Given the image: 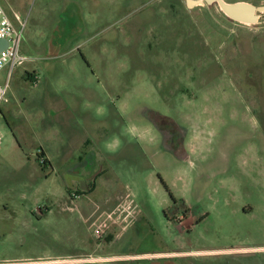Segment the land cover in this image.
Returning <instances> with one entry per match:
<instances>
[{
    "label": "rangeland",
    "instance_id": "obj_1",
    "mask_svg": "<svg viewBox=\"0 0 264 264\" xmlns=\"http://www.w3.org/2000/svg\"><path fill=\"white\" fill-rule=\"evenodd\" d=\"M195 1L1 0L0 264H264V13Z\"/></svg>",
    "mask_w": 264,
    "mask_h": 264
},
{
    "label": "built area",
    "instance_id": "obj_2",
    "mask_svg": "<svg viewBox=\"0 0 264 264\" xmlns=\"http://www.w3.org/2000/svg\"><path fill=\"white\" fill-rule=\"evenodd\" d=\"M14 20L0 4V39L9 42V46L0 52V72L5 68H9V75H11L16 68L21 67L29 60V57L22 54L21 51L24 26L21 24L18 15H15ZM9 87L10 84L8 82L5 84L0 82V108L8 100ZM40 162L43 163L44 159L41 158ZM107 260L108 259L100 258L94 254H88L53 260L46 264H101Z\"/></svg>",
    "mask_w": 264,
    "mask_h": 264
},
{
    "label": "water",
    "instance_id": "obj_3",
    "mask_svg": "<svg viewBox=\"0 0 264 264\" xmlns=\"http://www.w3.org/2000/svg\"><path fill=\"white\" fill-rule=\"evenodd\" d=\"M189 6H193L198 3L195 0H186ZM207 4L217 3L221 10L230 19L245 23V24H257L260 19V14L264 13V7H255L252 4L246 2L227 3L224 0H203ZM9 46V42L4 39H0V52L5 50Z\"/></svg>",
    "mask_w": 264,
    "mask_h": 264
},
{
    "label": "crops",
    "instance_id": "obj_4",
    "mask_svg": "<svg viewBox=\"0 0 264 264\" xmlns=\"http://www.w3.org/2000/svg\"><path fill=\"white\" fill-rule=\"evenodd\" d=\"M0 4L1 5H3L2 4V2H1V0H0ZM5 9H6V11H7V13L9 14V15H17L15 12H10L9 10L10 9H8V8H6L5 7ZM30 76H32V74L30 73L29 74ZM7 103V102H6ZM3 111H4V107H3V105L1 106V108H0V112H2L3 113ZM49 163L46 165V166H48V165H50L51 166V162L50 161H48ZM79 256H82V255H79ZM100 258H105V259H108L107 261H105V262H103V263H106V262H108V261H113V260H115V259H117V258H115V257H111V256H101V255H98ZM69 257H75V256H69ZM103 263H101V264H103Z\"/></svg>",
    "mask_w": 264,
    "mask_h": 264
},
{
    "label": "trees",
    "instance_id": "obj_5",
    "mask_svg": "<svg viewBox=\"0 0 264 264\" xmlns=\"http://www.w3.org/2000/svg\"><path fill=\"white\" fill-rule=\"evenodd\" d=\"M38 158H39V160H40L41 158L44 159V162L42 163V165H44V166H46V165L49 163V162L46 160L45 155H43V154L38 155Z\"/></svg>",
    "mask_w": 264,
    "mask_h": 264
}]
</instances>
